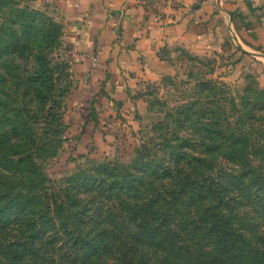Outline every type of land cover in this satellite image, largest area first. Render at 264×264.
<instances>
[{"label": "rangeland", "instance_id": "obj_1", "mask_svg": "<svg viewBox=\"0 0 264 264\" xmlns=\"http://www.w3.org/2000/svg\"><path fill=\"white\" fill-rule=\"evenodd\" d=\"M67 44L65 24L51 0L2 1L0 114L6 123L16 118L28 123L32 132L26 138L37 144L2 155L0 200L5 199L0 203L14 209L5 212L8 230L0 233V242L27 235L23 217L32 221L39 210L30 202L37 189L46 186L48 196L63 194L74 174H95L103 163L129 166L139 149L165 158L172 146L190 153L198 143L211 144L217 137L207 136L212 110L214 119L226 125L236 113L231 110L234 103L251 106L253 123L261 130L264 126V59L247 55L230 41L219 51L202 53L181 45L165 48L171 73L143 82L138 97L113 99L114 105L104 92L105 83L87 75L89 68L77 63ZM223 156L208 154L221 161ZM20 194L27 200L22 207L15 199ZM259 228L264 231L263 223ZM3 246L0 264L5 260Z\"/></svg>", "mask_w": 264, "mask_h": 264}, {"label": "trees", "instance_id": "obj_2", "mask_svg": "<svg viewBox=\"0 0 264 264\" xmlns=\"http://www.w3.org/2000/svg\"><path fill=\"white\" fill-rule=\"evenodd\" d=\"M235 106L226 125L209 108L207 136L220 139L198 143L194 151L203 153L172 146L163 158L139 149L129 166L74 174L63 194L37 189L30 202L39 210L32 221L23 217L27 235L0 242L2 264H264V126L253 123L254 108ZM4 120L0 114V163L37 144L26 138L28 123ZM216 152L224 160L208 157ZM24 196L15 197L20 207ZM0 204L3 234L14 206Z\"/></svg>", "mask_w": 264, "mask_h": 264}, {"label": "crops", "instance_id": "obj_3", "mask_svg": "<svg viewBox=\"0 0 264 264\" xmlns=\"http://www.w3.org/2000/svg\"><path fill=\"white\" fill-rule=\"evenodd\" d=\"M51 1L77 63L105 83L111 103L138 97L143 82L171 73L165 48L202 53L230 41L264 59V0Z\"/></svg>", "mask_w": 264, "mask_h": 264}]
</instances>
